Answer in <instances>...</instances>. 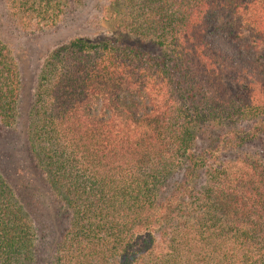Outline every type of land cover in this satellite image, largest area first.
<instances>
[{"label": "trees", "instance_id": "trees-1", "mask_svg": "<svg viewBox=\"0 0 264 264\" xmlns=\"http://www.w3.org/2000/svg\"><path fill=\"white\" fill-rule=\"evenodd\" d=\"M87 5L26 110L0 36V264H264V0H3Z\"/></svg>", "mask_w": 264, "mask_h": 264}, {"label": "rangeland", "instance_id": "rangeland-1", "mask_svg": "<svg viewBox=\"0 0 264 264\" xmlns=\"http://www.w3.org/2000/svg\"><path fill=\"white\" fill-rule=\"evenodd\" d=\"M91 6H83V11L71 13L54 30L42 33L23 32L14 27L4 16L3 0H0V36L7 40L19 61L23 78L24 94L23 103L25 110L28 108L34 87V74L38 70L46 52L72 38L94 31V26H88L86 18ZM229 85L231 81L226 80ZM202 142L198 139L197 143Z\"/></svg>", "mask_w": 264, "mask_h": 264}]
</instances>
